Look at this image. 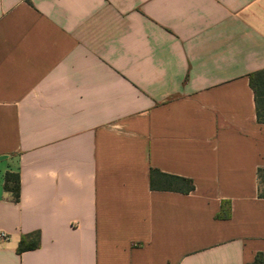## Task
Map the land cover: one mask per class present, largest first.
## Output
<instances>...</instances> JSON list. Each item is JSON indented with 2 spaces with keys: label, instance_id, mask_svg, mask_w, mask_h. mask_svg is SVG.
<instances>
[{
  "label": "crops",
  "instance_id": "obj_1",
  "mask_svg": "<svg viewBox=\"0 0 264 264\" xmlns=\"http://www.w3.org/2000/svg\"><path fill=\"white\" fill-rule=\"evenodd\" d=\"M263 69L264 0H0V264H256Z\"/></svg>",
  "mask_w": 264,
  "mask_h": 264
},
{
  "label": "trees",
  "instance_id": "obj_2",
  "mask_svg": "<svg viewBox=\"0 0 264 264\" xmlns=\"http://www.w3.org/2000/svg\"><path fill=\"white\" fill-rule=\"evenodd\" d=\"M248 79L250 88L254 94L256 121L258 124L264 125V69L250 73ZM258 184V195L260 198H264V191H262L261 188L262 185H264V171L258 172ZM150 186L152 189L174 191L184 194H187L194 189V184L191 179L163 174L156 170L150 171ZM4 190L12 194L13 202L19 201L20 180L18 173L8 171L4 174ZM226 204L228 203H224L223 206ZM216 217L223 218L228 216L221 211ZM33 236L36 240H34L30 246L25 244V237L21 238L17 249L18 253L38 247L39 234L35 233ZM254 262L256 264H264V257L257 255Z\"/></svg>",
  "mask_w": 264,
  "mask_h": 264
},
{
  "label": "built area",
  "instance_id": "obj_3",
  "mask_svg": "<svg viewBox=\"0 0 264 264\" xmlns=\"http://www.w3.org/2000/svg\"><path fill=\"white\" fill-rule=\"evenodd\" d=\"M6 238H7V234L0 232V240H5Z\"/></svg>",
  "mask_w": 264,
  "mask_h": 264
},
{
  "label": "rangeland",
  "instance_id": "obj_4",
  "mask_svg": "<svg viewBox=\"0 0 264 264\" xmlns=\"http://www.w3.org/2000/svg\"><path fill=\"white\" fill-rule=\"evenodd\" d=\"M261 188H262V191H264V185H262V187H261Z\"/></svg>",
  "mask_w": 264,
  "mask_h": 264
}]
</instances>
